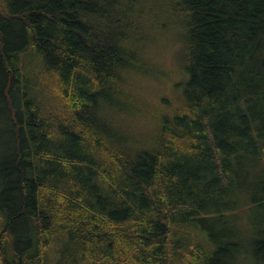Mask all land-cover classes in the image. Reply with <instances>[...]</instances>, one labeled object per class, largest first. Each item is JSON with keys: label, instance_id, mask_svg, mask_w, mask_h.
<instances>
[{"label": "trees", "instance_id": "16d2710c", "mask_svg": "<svg viewBox=\"0 0 264 264\" xmlns=\"http://www.w3.org/2000/svg\"><path fill=\"white\" fill-rule=\"evenodd\" d=\"M0 113V264H264V0H0Z\"/></svg>", "mask_w": 264, "mask_h": 264}, {"label": "rangeland", "instance_id": "374dc122", "mask_svg": "<svg viewBox=\"0 0 264 264\" xmlns=\"http://www.w3.org/2000/svg\"><path fill=\"white\" fill-rule=\"evenodd\" d=\"M1 116L2 115L0 113V142L3 141V140L4 141L5 140H9L10 139V136H11L10 129L8 127H3V125H2V119H1L2 117ZM135 134L137 135V137L139 138L140 141H146L147 140V138H146L147 132L142 131V130H139ZM5 145H9V142H5ZM232 232H234V234L237 235L235 233V231L232 230ZM249 262H252L251 259L249 260Z\"/></svg>", "mask_w": 264, "mask_h": 264}]
</instances>
